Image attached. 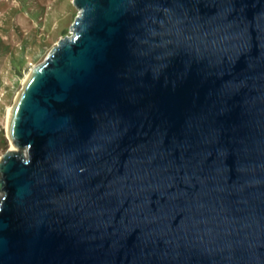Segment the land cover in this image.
Returning a JSON list of instances; mask_svg holds the SVG:
<instances>
[{
  "label": "water",
  "instance_id": "1",
  "mask_svg": "<svg viewBox=\"0 0 264 264\" xmlns=\"http://www.w3.org/2000/svg\"><path fill=\"white\" fill-rule=\"evenodd\" d=\"M6 110L0 264H264V0H73Z\"/></svg>",
  "mask_w": 264,
  "mask_h": 264
},
{
  "label": "rangeland",
  "instance_id": "2",
  "mask_svg": "<svg viewBox=\"0 0 264 264\" xmlns=\"http://www.w3.org/2000/svg\"><path fill=\"white\" fill-rule=\"evenodd\" d=\"M78 12L73 0H0V159L13 145L6 110L30 71L71 34Z\"/></svg>",
  "mask_w": 264,
  "mask_h": 264
},
{
  "label": "bare ground",
  "instance_id": "3",
  "mask_svg": "<svg viewBox=\"0 0 264 264\" xmlns=\"http://www.w3.org/2000/svg\"><path fill=\"white\" fill-rule=\"evenodd\" d=\"M14 149H16V146L12 145L11 150H14Z\"/></svg>",
  "mask_w": 264,
  "mask_h": 264
}]
</instances>
